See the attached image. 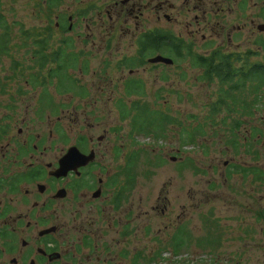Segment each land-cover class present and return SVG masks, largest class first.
<instances>
[{
  "label": "rangeland",
  "instance_id": "1",
  "mask_svg": "<svg viewBox=\"0 0 264 264\" xmlns=\"http://www.w3.org/2000/svg\"><path fill=\"white\" fill-rule=\"evenodd\" d=\"M32 2L0 0V34L8 37V51L0 55V118L11 120V134L14 135L12 140L2 141L1 147L4 151L8 146V153L17 157L23 150L29 152L23 155L26 162L22 164L4 167L0 161V176L9 166L15 174L25 169L33 161L30 159L33 151L35 160L41 164L32 167L31 171L36 169L47 173L46 163H56L55 159L65 152L74 127L79 126L76 123L78 119L84 125L100 122L102 127L95 135H100L102 128L109 129L111 141L105 145L107 148L115 146V158L118 156L116 148L121 144L128 156L138 152L136 165L126 168L133 174V182L131 180L127 185V197L135 202V208L141 203L142 211V216L138 214L142 217V233L137 240L133 237V243H125L129 246L130 257L137 251L132 258L134 264L139 257L141 264H264V184L255 181L254 175L246 178L242 173H231L234 165L258 166L264 170V88L261 90V103L249 104L251 111L242 106L232 111L231 117L241 120L238 131L232 132V119H228L227 125L221 121L227 111L220 113L218 124L213 125V118H210L207 126V116L213 115V112L209 114V105L217 101L221 86L217 81L210 83L205 80L203 70L191 65L195 60H191V64L152 62L140 67L135 64L132 67H128L129 64H103L106 60L115 62L119 59L121 49L127 43L114 50L109 59L104 41L96 38V46L89 52L88 59L87 56L79 57L91 64H72V61L63 64L69 77L86 80L94 93L102 89L113 93L111 100L105 98L107 104L96 107V112L92 113L98 116L97 119L102 116V120H93V115L82 116L84 109L90 110L93 106H80L82 98L64 88L69 82L65 81L62 70L57 73L55 68L58 64L50 62L59 48H63L65 56L69 58L70 55L72 59L75 39L73 42L71 34L64 36L58 33L56 39L60 38L61 42L52 38L48 44L46 20L43 16L33 15ZM243 22L245 20L241 19L240 23ZM3 27H7L8 32ZM248 38L243 36L241 46L234 52L258 51L261 56L252 59L262 60L264 52L258 50L259 43L255 45ZM45 39L48 48L37 45L39 40ZM100 46L103 47L101 51ZM217 50L221 49H208L207 53L210 55ZM40 51L41 54H36ZM42 54L49 60L47 64H40L43 62ZM157 54L151 53L150 57ZM136 68L134 76L144 81V96L127 98L126 107L131 105V101H137L139 105L144 103L176 118V124H170L162 133L138 135L131 131L130 118L125 123L120 122L121 112L114 105L115 97L125 94L121 81L131 75L130 69ZM58 86L63 92L58 91ZM18 99H21L22 107L17 106L21 111L14 115L13 104ZM74 101L78 109L75 117L72 111ZM197 119L204 122V131L186 135L183 126L191 130ZM20 129L21 135L18 133ZM50 133H54L52 139ZM25 140L29 142L27 148L24 147ZM35 144L39 146L38 150H33ZM118 167L120 171L117 172L124 171L120 161ZM15 177L18 178L14 180H22L19 175ZM1 179L3 177L0 182ZM7 181L9 183L10 180ZM24 182L28 183L19 184L15 193L12 188L8 189L7 184L0 189V199L5 194L14 197V215L26 213L35 198L23 197L26 189L37 190L33 182ZM45 197L42 195L41 199ZM64 203L69 204L63 202V206ZM63 214L69 216L70 210L65 208ZM180 235L185 243L174 255L175 239ZM121 264H127V261Z\"/></svg>",
  "mask_w": 264,
  "mask_h": 264
},
{
  "label": "flooded vegetation",
  "instance_id": "2",
  "mask_svg": "<svg viewBox=\"0 0 264 264\" xmlns=\"http://www.w3.org/2000/svg\"><path fill=\"white\" fill-rule=\"evenodd\" d=\"M32 8L33 15L43 16L46 20L48 44L52 38L61 42L60 38L56 39L58 33L73 36L75 55H71L72 64H91L79 57L87 56L88 59L89 52L96 46V38L104 41L109 59L114 50L127 43L121 49L119 59L115 62L106 60L103 64H135L139 67L153 64L150 60L154 57L150 54L155 52L172 60V63L160 61L157 64H191L196 56L209 55L208 49L217 48L227 53L238 51L243 36L249 37L248 40L255 45L257 39H264V30L261 29L264 0H33ZM241 19L245 20L242 24ZM48 44L47 39L37 42L44 48H48ZM101 50L103 47L100 46ZM258 50H262L261 45ZM62 51L63 48L57 49L50 62L62 64L59 61ZM41 59L43 62L40 64L49 61L43 54ZM118 67L122 69V66ZM137 70L130 69L131 75L121 81L124 90L132 80L143 84L141 78L134 76ZM65 75L71 82L70 90L74 91V96L82 98L81 105H78L93 106L90 110L84 109L82 116L93 115L96 107L107 104L105 98L111 100L113 96L104 89L94 93L86 80L80 81L76 77L74 80ZM58 91L63 92L59 88ZM124 93L115 97L114 105L120 112L126 111V99L131 98L126 97V91ZM133 95L144 96L136 92ZM20 100L13 104L14 115L20 114L21 108H16L22 107ZM72 111L75 117L78 111L75 101ZM97 117L93 115V120L103 118ZM126 121L127 118L121 116L120 122ZM0 122L5 132L0 140V161L4 167L25 163L23 155L29 153L27 150L19 153L20 157L8 153V146L3 151L2 141L14 135L11 120L0 118ZM76 123L79 126L74 127L65 152L55 159L56 163H46L47 173L36 169L31 171L32 167L41 164L35 160V151L30 152L33 161L18 174L13 173L10 166L3 169L0 189L7 184L8 189L12 188L15 193L19 184L29 181L36 184L37 190L24 191L23 197L35 198L26 213L18 215H14L13 196L5 194L0 199V264H121L124 261L134 264L132 258L137 251L130 257L129 246L125 243H133V237L137 240L142 233L141 203L135 208V202L127 197V185L131 180L133 182V174L126 168L135 152L128 156L121 144L116 148L118 156L115 158V146L107 148L105 145L111 141L108 128H102V133L96 136L102 127L100 122L84 125L78 119ZM21 132L20 129L19 135ZM53 134L50 133V139ZM25 145V148L29 146L28 140H25ZM70 148L71 168L66 174L58 175L60 161ZM38 149L35 144L33 150ZM119 161L124 171L117 172L120 171ZM15 175L22 178L17 188L14 179L18 177ZM42 195H46L44 200ZM63 202L69 204L64 203L63 206ZM65 208L70 210L69 216H64ZM140 262L141 257L135 264Z\"/></svg>",
  "mask_w": 264,
  "mask_h": 264
},
{
  "label": "trees",
  "instance_id": "3",
  "mask_svg": "<svg viewBox=\"0 0 264 264\" xmlns=\"http://www.w3.org/2000/svg\"><path fill=\"white\" fill-rule=\"evenodd\" d=\"M3 30L8 32L7 27H3ZM256 41L259 45H261L262 51L264 52V39L259 38ZM7 51L8 37L5 34H0V55L5 54ZM36 54H39V52H36ZM60 55L61 58H59V61H61L62 64L56 65V71L58 73V71L60 72L62 70L61 74L65 75L66 68L63 64L67 61H71L72 59L70 55L69 58L66 57L63 51ZM255 56H261L260 52L249 51L244 53H227L217 50L215 52H211V54L206 57L196 56L194 64L191 65L203 70L202 77L205 78V80L210 83L217 81V83L221 86L217 101L214 104L209 105V114L213 112V115L210 117L209 115L207 116L205 120L208 124L207 126H209L210 118H213V125L218 124V117L220 116V113L227 111L228 114L226 116L224 115L221 121L223 124L227 125L228 119H232L231 125L234 128L232 130L234 133L235 130L238 131L240 128L241 120L239 117H231L232 111H236L241 106L251 111V107L249 106L250 103H261V94L263 93L261 90L264 88V54L262 60L254 61L252 58ZM132 66L134 65L129 64L128 67ZM64 79L69 82L65 83L64 88L70 90V80L66 79V75L64 76ZM125 91L128 97L132 96L135 92L138 94H144V85L132 80L125 86ZM136 102L137 101H131V105L126 107V111L121 112L122 118L131 119L132 133L138 135L144 133L148 134L151 132H155L156 134L162 133V131H165L167 126L170 124H176V118H171L167 113L149 108L144 103L139 105ZM196 122V126L192 127L191 130H189V127L183 126V131L186 135L188 133L193 134L194 132L200 133V131H204V122H201L200 119H197ZM0 125L2 126L1 122ZM1 126L0 140L2 139V134H5ZM257 136L258 135H256V137ZM233 144L234 146L238 145L236 143ZM139 151L142 152V150ZM130 157L131 160L129 162V167L131 165H136L135 163L139 159L138 152H135ZM237 172L242 173L246 178L249 175H254L255 181L264 184V170L258 166L242 167L240 165H234L233 169H231V173L234 174ZM15 183L17 188L19 181L16 180ZM175 240L174 255H177L179 249L185 243V239L180 235Z\"/></svg>",
  "mask_w": 264,
  "mask_h": 264
},
{
  "label": "water",
  "instance_id": "4",
  "mask_svg": "<svg viewBox=\"0 0 264 264\" xmlns=\"http://www.w3.org/2000/svg\"><path fill=\"white\" fill-rule=\"evenodd\" d=\"M262 30H264V24H262L261 27ZM153 63L159 62V61H165L166 63H172V60L170 58L162 57V56H156L150 60ZM71 157H72V148L69 149L67 154L61 159L60 161V167L57 171V174H66L68 170L71 168Z\"/></svg>",
  "mask_w": 264,
  "mask_h": 264
}]
</instances>
